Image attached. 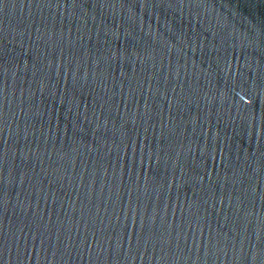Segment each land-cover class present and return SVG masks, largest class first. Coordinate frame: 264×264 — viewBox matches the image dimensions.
I'll list each match as a JSON object with an SVG mask.
<instances>
[{
    "label": "water",
    "instance_id": "water-1",
    "mask_svg": "<svg viewBox=\"0 0 264 264\" xmlns=\"http://www.w3.org/2000/svg\"><path fill=\"white\" fill-rule=\"evenodd\" d=\"M0 264H264V0H0Z\"/></svg>",
    "mask_w": 264,
    "mask_h": 264
}]
</instances>
